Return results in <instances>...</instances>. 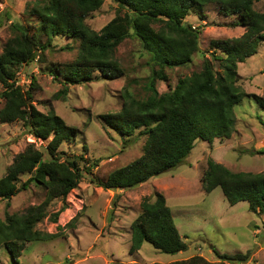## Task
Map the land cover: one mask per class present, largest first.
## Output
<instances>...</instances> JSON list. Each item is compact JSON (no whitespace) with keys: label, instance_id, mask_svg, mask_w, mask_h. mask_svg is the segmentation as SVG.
Segmentation results:
<instances>
[{"label":"trees","instance_id":"1","mask_svg":"<svg viewBox=\"0 0 264 264\" xmlns=\"http://www.w3.org/2000/svg\"><path fill=\"white\" fill-rule=\"evenodd\" d=\"M112 1L117 4L116 16L99 32L93 30L86 19L104 0H36L28 6L27 13L37 20V26L11 24L13 35L0 54V86H3L0 96L6 101L0 110V123L22 120L30 134L47 143L44 149L29 144L0 178L1 199H11L32 183L46 191L43 202L29 206L22 213L7 211L5 218H0V247L5 246L15 258L22 254L28 242L59 236L60 231L47 233L38 229L37 224L46 217L54 199L65 200L78 186L85 171L84 156L62 159L58 151L63 141L78 134V128L68 125L53 107L47 113L39 110L33 104L32 91L18 85L15 79L21 66L34 61L39 49L50 46L53 38L65 36L81 40L76 60L65 64L54 75V78L62 77L64 82L58 97L67 95L70 84L91 82L100 76L106 79L123 76L125 71L116 51L127 37L138 38L150 56L152 74L148 97L138 99L125 87L120 111L102 116L110 127L127 136L142 127L147 135L144 153L112 171L107 180L93 177L92 182L97 186L112 190L133 188L182 164L197 140L212 143L215 139L230 138L235 131V107L248 95L239 85V63L255 55L264 42V11L255 9V3L261 0ZM209 3H217L226 16L236 15L238 19L231 26H243L245 31L238 37L212 40V58L205 56L199 71L180 77L172 91L160 93L156 80L168 79L165 70L191 63L194 54L200 51L201 30L186 24L185 17L192 8H202ZM44 35L45 43L42 42ZM251 96L264 109V96ZM26 174L29 178L19 185L21 176ZM201 181L205 192L221 187L231 205L248 201L252 212L264 213V171L234 172L209 158ZM141 207L142 213L131 225V253L139 251L146 242L168 254L187 249L172 210L161 193L154 201L145 198ZM65 208L64 205L53 213L51 220L56 222ZM250 258L248 251L219 254L218 262L194 255L153 264L243 263Z\"/></svg>","mask_w":264,"mask_h":264},{"label":"rangeland","instance_id":"2","mask_svg":"<svg viewBox=\"0 0 264 264\" xmlns=\"http://www.w3.org/2000/svg\"><path fill=\"white\" fill-rule=\"evenodd\" d=\"M35 1L0 0V54L13 35L12 23L20 22L30 28L38 25L37 20L27 13L28 6ZM255 9L264 11V0L256 2ZM116 13L117 4L104 0L99 9L90 13L86 23L99 32ZM237 19L236 15L223 14L217 3L192 8L185 23L200 28V51L194 54L191 63L167 68L168 79L156 80L158 91H172L180 77L199 71L205 56L212 58V40L242 35L243 26H231ZM46 41L47 37L42 36V42ZM80 49L81 40L57 36L50 46L39 49L34 61L22 65L15 77L18 85L32 91L33 104L39 110L47 113L53 107L68 125L78 128V134L63 141L59 147L61 158L84 156L86 161L82 162L85 171L78 186L65 200L54 199L47 208L46 217L37 224L38 229L47 233L60 231L59 236L47 241L28 242L18 258L2 246L0 264H153L188 259L194 255L218 262L219 254L248 251L251 253L249 261L226 264H264V213L252 212L248 201L231 205L221 187L205 192L201 181L209 158L234 172L264 171V109L251 96H264V42L255 55L239 63V85L248 95L235 107L236 126L232 136L215 139L212 143L197 140L182 164L124 190L105 189L92 179L107 180L112 171L140 158L147 135L142 127L130 136L121 134L102 116L120 111L125 87L138 99L148 97L152 74L150 56L138 38L127 37L116 51L125 71L123 76L116 79L100 76L91 82L70 84L67 95L58 97L64 82L62 77L54 78V75L65 64L76 60ZM215 64L218 68V63ZM5 102L0 96V110ZM29 144L41 149L47 145L45 140L30 134L22 120L0 123V178L6 174L17 154ZM29 176H21L19 185ZM159 193L170 206L188 247L176 254H168L146 242L139 251L131 253V225L142 213L141 203L145 198L154 201ZM45 198V189L32 183L11 199L0 198V218L4 219L7 211L22 213ZM64 205L66 208L53 222L51 215Z\"/></svg>","mask_w":264,"mask_h":264}]
</instances>
